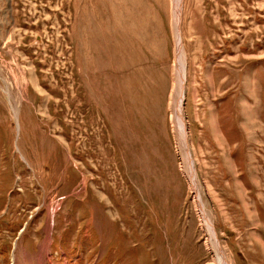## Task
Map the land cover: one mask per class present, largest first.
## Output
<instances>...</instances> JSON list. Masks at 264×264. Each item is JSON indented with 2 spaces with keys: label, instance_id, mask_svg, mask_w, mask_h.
<instances>
[{
  "label": "rangeland",
  "instance_id": "1",
  "mask_svg": "<svg viewBox=\"0 0 264 264\" xmlns=\"http://www.w3.org/2000/svg\"><path fill=\"white\" fill-rule=\"evenodd\" d=\"M175 6L0 1V264H215ZM182 20L201 201L229 263L264 264V0H184Z\"/></svg>",
  "mask_w": 264,
  "mask_h": 264
},
{
  "label": "bare ground",
  "instance_id": "2",
  "mask_svg": "<svg viewBox=\"0 0 264 264\" xmlns=\"http://www.w3.org/2000/svg\"><path fill=\"white\" fill-rule=\"evenodd\" d=\"M183 6L184 0H176L175 6V26H176V70L178 72L176 78V92L177 102L175 104V118L177 120L178 131H179V149L183 154V165L182 169L187 175L191 189L197 196V207L201 216V223L204 229L207 231L209 238L207 239V248L215 256V264H230L227 258V253L221 246L218 234L215 230L214 223L211 218L207 215L206 206L201 201V193L199 190V177L195 167V160L193 159V148L190 143V133L188 125L185 120L183 106L185 104V93L188 82V68H189V56L184 45V39L181 33V25L183 18ZM193 14V13H192ZM190 35V33L188 34ZM188 37V36H187ZM48 242L45 243L42 248H47ZM30 255L22 250V258L25 263L28 262ZM44 252L39 254V264H45L44 260L48 259ZM28 264V263H27Z\"/></svg>",
  "mask_w": 264,
  "mask_h": 264
},
{
  "label": "crops",
  "instance_id": "3",
  "mask_svg": "<svg viewBox=\"0 0 264 264\" xmlns=\"http://www.w3.org/2000/svg\"><path fill=\"white\" fill-rule=\"evenodd\" d=\"M0 1H2L4 4H5V8L4 9H1V11L2 12H7L8 11V9H7V7H6V3H8V2H10V1H12V0H0ZM197 95H198V98H200V93H199V91H198V94H196L195 92L193 93V95L191 96V107H192V100H194V104H195V100L197 99ZM200 100V99H199ZM198 100V101H199ZM192 109H193V111H194V113H195V123H198L199 124V126H200V110L199 109H197V112H195V110H196V108L194 107V108H191V111H190V109H189V111L192 113ZM192 126V125H191ZM192 131V130H191Z\"/></svg>",
  "mask_w": 264,
  "mask_h": 264
}]
</instances>
